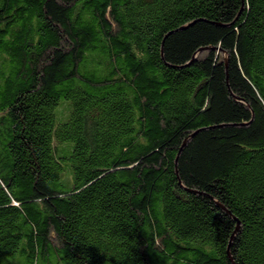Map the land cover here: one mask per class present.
I'll list each match as a JSON object with an SVG mask.
<instances>
[{
  "label": "trees",
  "instance_id": "1",
  "mask_svg": "<svg viewBox=\"0 0 264 264\" xmlns=\"http://www.w3.org/2000/svg\"><path fill=\"white\" fill-rule=\"evenodd\" d=\"M0 264H264V0H0Z\"/></svg>",
  "mask_w": 264,
  "mask_h": 264
}]
</instances>
